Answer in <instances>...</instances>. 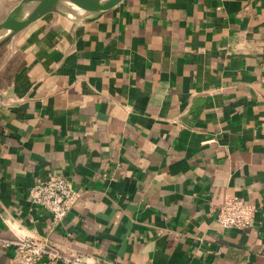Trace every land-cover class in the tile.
Instances as JSON below:
<instances>
[{
	"label": "crops",
	"instance_id": "1",
	"mask_svg": "<svg viewBox=\"0 0 264 264\" xmlns=\"http://www.w3.org/2000/svg\"><path fill=\"white\" fill-rule=\"evenodd\" d=\"M61 172L57 222L27 190ZM226 196L255 206L221 227ZM106 264H264V0H119L0 43L2 238Z\"/></svg>",
	"mask_w": 264,
	"mask_h": 264
},
{
	"label": "built area",
	"instance_id": "2",
	"mask_svg": "<svg viewBox=\"0 0 264 264\" xmlns=\"http://www.w3.org/2000/svg\"><path fill=\"white\" fill-rule=\"evenodd\" d=\"M78 192L61 172H49L27 190L29 203L47 210L54 222L59 221L74 202ZM255 206L236 196H226L217 207L215 219L221 227L244 228L250 224ZM10 246L15 264H106L99 258L62 248L46 236L20 234L2 238Z\"/></svg>",
	"mask_w": 264,
	"mask_h": 264
},
{
	"label": "water",
	"instance_id": "3",
	"mask_svg": "<svg viewBox=\"0 0 264 264\" xmlns=\"http://www.w3.org/2000/svg\"><path fill=\"white\" fill-rule=\"evenodd\" d=\"M119 0H17L0 18V43L32 20L47 12L87 21L108 10Z\"/></svg>",
	"mask_w": 264,
	"mask_h": 264
},
{
	"label": "rangeland",
	"instance_id": "4",
	"mask_svg": "<svg viewBox=\"0 0 264 264\" xmlns=\"http://www.w3.org/2000/svg\"><path fill=\"white\" fill-rule=\"evenodd\" d=\"M17 0H0V18L5 14L8 8Z\"/></svg>",
	"mask_w": 264,
	"mask_h": 264
}]
</instances>
